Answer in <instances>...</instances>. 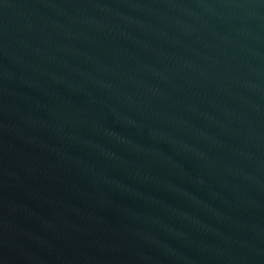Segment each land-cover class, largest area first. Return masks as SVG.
<instances>
[{"label": "water", "instance_id": "water-1", "mask_svg": "<svg viewBox=\"0 0 264 264\" xmlns=\"http://www.w3.org/2000/svg\"><path fill=\"white\" fill-rule=\"evenodd\" d=\"M0 264H264V0H0Z\"/></svg>", "mask_w": 264, "mask_h": 264}]
</instances>
